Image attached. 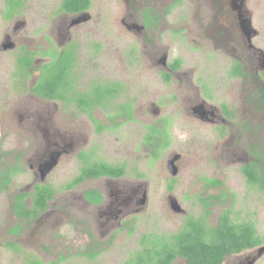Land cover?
Segmentation results:
<instances>
[{
	"label": "rangeland",
	"instance_id": "rangeland-1",
	"mask_svg": "<svg viewBox=\"0 0 264 264\" xmlns=\"http://www.w3.org/2000/svg\"><path fill=\"white\" fill-rule=\"evenodd\" d=\"M16 1L20 4L8 17L7 0H0V170L10 165L21 170L0 192V264H129L143 236L156 240L176 234L187 218L204 216L199 198L221 191L225 196L210 207L208 224L214 226L219 214L229 209L234 223L251 222L264 238V192L246 183L238 162V154L250 143H260L264 153V114L256 108L257 54L251 56L227 36L219 38L213 8L201 0H149L162 17L157 31L148 32L145 39L121 23L129 15L139 23L143 7L134 11L123 0H90L89 21L71 29L68 40L52 35L69 20L59 10L62 0ZM247 5L258 32L252 43L264 51V0H248ZM217 21L228 29L231 17L224 13ZM203 25L211 31L202 34ZM67 42L76 50L70 73L76 90L87 91L95 82H118L122 87L111 102L112 111H92L104 127L100 132L75 103L45 100L31 92L40 67L56 59ZM165 42L172 45L168 64L180 60L181 76L169 82L163 80L161 67L150 62L161 56L158 47ZM25 52L33 53L37 62L23 74L18 59ZM236 60L243 62L244 76L232 75ZM201 101L222 113L224 107L233 110L232 131L194 117L190 108ZM122 103L133 108L132 119H123V124L110 117ZM162 119V127L146 129ZM147 132L151 156L143 144ZM57 152L56 165L41 183L39 165ZM175 154L180 156L178 174L172 176L167 163ZM80 155L123 166L125 175L112 183L137 188L138 198L145 190L142 209L125 207L118 220L104 226V209L90 208L82 197L86 188L104 187V178L62 188L78 175ZM207 179L222 185L207 186ZM37 183L53 187V199L35 219L17 218L14 197L28 194L24 203L29 208ZM169 198L183 214L171 209ZM223 264H237L236 256ZM256 264H264V256Z\"/></svg>",
	"mask_w": 264,
	"mask_h": 264
},
{
	"label": "trees",
	"instance_id": "trees-1",
	"mask_svg": "<svg viewBox=\"0 0 264 264\" xmlns=\"http://www.w3.org/2000/svg\"><path fill=\"white\" fill-rule=\"evenodd\" d=\"M7 3V16L9 17L13 15L20 3L16 0H7ZM90 5V0H62L60 10L73 14L87 11ZM32 60L33 55L25 52L18 59L19 71L23 74L27 73L32 66ZM74 60L73 50L69 48L63 50L53 61L42 65L39 69V77L31 88V92L45 100L59 101L66 105L71 102L75 103L77 109L89 117L96 132H100L104 127L93 118L92 111L98 106L111 111V101L119 97L122 87L118 82H95L87 91L79 92L71 82L70 73L74 66ZM179 66L180 60L177 59L174 61L172 69L176 70ZM243 74L241 65L238 62L235 63L232 75L243 76ZM259 77L264 80V71ZM165 80L168 81L169 77L166 76ZM261 92L262 101H264V89ZM224 111L227 112L226 107H224ZM126 113L131 119L132 109L130 106H127ZM116 115L110 117L115 118ZM157 132L163 133L160 130ZM262 155L258 158H264ZM80 159L82 166L78 175L63 186V189L69 190L87 179L120 178L126 173L123 166H113L102 161L96 162L90 160L86 155H80ZM20 171L13 165L8 166L5 170H0V192H3L11 182V176ZM240 172L250 187L264 192V167L260 169L257 163H250L240 167ZM221 185V182L216 179L207 181V186ZM54 194L55 190L50 185L37 183L31 194L32 205L28 208L24 203V198L28 197V194H18L14 197L12 210L17 218L35 219L45 210L47 202ZM224 196L225 192L221 191L219 195L199 198L204 207V216L187 218L176 234L164 238L158 237L156 240L151 239L152 235L143 236L140 242L141 249L129 258V264H172L176 259L184 260L183 264H222L225 257L238 254L262 243L254 225L251 222L234 223L230 217L229 209L220 213L214 226L208 224L207 216L210 213V207L221 204ZM83 197L93 204L101 201V195L96 191L84 192ZM17 230L18 227L13 229V232ZM11 246L14 247L13 244ZM28 264L40 263L33 261Z\"/></svg>",
	"mask_w": 264,
	"mask_h": 264
},
{
	"label": "flooded vegetation",
	"instance_id": "flooded-vegetation-1",
	"mask_svg": "<svg viewBox=\"0 0 264 264\" xmlns=\"http://www.w3.org/2000/svg\"><path fill=\"white\" fill-rule=\"evenodd\" d=\"M123 1L126 3L127 6H131L134 11L137 10V7H140V6L143 7V10L141 11V15H140L141 18H140L139 23L136 22V18H134V16H132V15H129L127 21L121 20V23L126 27V29L128 31H130L131 33H133L135 35H142V36H144L145 39H146V34L148 32L154 33L157 31V28H158V25H159V22L161 20L162 15L160 13H158V11L155 10L154 7L149 6V4H148L149 0H123ZM201 2L206 3L209 7L213 8L215 10L214 16L216 18V22H217L218 26L221 27L220 29H218L219 35L221 36L219 38L221 40H226L225 36H227L228 42L231 39L232 44H234L238 48H241L244 51H249V53L252 54L251 56H254L257 54L256 66H257V68L260 69V73H258L256 76L259 78L257 80L260 82L258 84V86L260 85V89H259L260 95L258 97V101H257L258 105L256 108L259 111V113L262 112L264 114V101H262V96H261V93H262L261 91L264 89L262 87V85L264 84V80L259 77L260 74L264 71V51H262L261 49H259L258 47H256L252 43V39L258 35V32L251 25L252 15L250 12L248 13V5H247L248 0H201ZM59 10H60V7H59ZM85 13H86V11L68 14L65 11H61V14L65 15L67 18H69V20H68V22H61L62 27H55V29L52 32V35L53 36L58 35L60 38H63V39H66V36H67L68 40H70L71 29L78 27L81 24H84L87 21H89L90 17L84 16ZM224 13L229 14L231 17V21L228 25V29H226L224 26H222L217 21L219 19V15H221V14L223 15ZM247 14H248V16H247ZM84 18H85V20H84ZM211 28H212V26H211ZM201 31L203 34L204 31L210 32L211 30L206 29L205 25H203V27L201 28ZM6 39H9V38H6ZM63 41H65V40H63ZM227 45H228V43H227ZM64 46H66L64 48L65 50L72 48L73 55L75 58L74 62H75L76 61L75 45L67 42V45L65 44ZM171 46H172L171 43H167V42L163 43L161 46L158 47L160 52H162L161 56L158 57L157 59H155V57H152V60L150 61L153 66H160L161 67V70L163 72L162 73L163 80L165 82H169V80L168 81L165 80L166 76H168L169 79H171V77H175L176 79H178L181 76V72L179 71V68H177L176 70L172 69V66H173L175 60L171 64H168V62H167V57H168L169 50L171 49ZM233 48L236 51L237 48L234 46H233ZM29 53L31 55H33V60H32V66H33V64L36 63L37 61L34 60V54L31 52H29ZM152 53H153V51L150 54H152ZM237 62L241 65L243 72H245V66L243 65V62H239L238 60H236V63ZM31 67L29 68V70L31 69ZM237 77H241V76H237ZM114 100H112V101H114ZM127 106L131 107L132 115H133L132 106L129 103H122L120 105H116L118 112L113 111L114 114H112V115H115V114H117V115L115 118H111V119L112 120L120 119L121 120L120 123H122V124H123V119L129 121L130 119L128 117V114L126 113ZM96 108H100V107L98 106V107H95L94 109H96ZM190 110H191V114L194 117L198 118L200 121L214 124V125L218 126L219 128H221L222 131H227V132L232 131L229 128V120H230V117L235 113L233 110L227 109V112H225L223 110V113H222V112H219L216 108H214L212 106H208L204 101H201V102L193 105L190 108ZM107 111L110 112L109 110H107ZM111 111H112V107H111ZM165 119L169 120V118H165ZM165 119L160 120V122L155 124V125L146 126V129H148L149 127H152V128L153 127L154 128L162 127V125H163L162 122ZM118 123L119 122L114 123V126H116V124H118ZM147 139H148V132L146 133V135L143 138V144L148 149V151L150 153L149 155L151 156V155H153L152 148L147 144ZM242 151H243L242 155H240V153L238 154L239 155L238 162L240 164V167L245 166V165L250 164V163H257V166L260 169L264 167L263 166L264 165V158H260V159L258 158L262 154H263L262 156H264V153L262 152L260 143H257V142L250 143V145H246L245 149H243ZM58 155H59V152L54 153V155L49 157L48 160H45L44 163H41L39 165V167L43 166L44 164L49 163L48 161H51L52 159L57 158ZM238 155H235L234 157H237ZM174 166L177 168V174H178V167L176 165V161L174 162ZM167 168H168V163H167ZM239 171H240V168H239ZM40 178H41V176H40ZM101 178H104L106 180L104 187L95 186V187H91V188H86L83 191V195H84V192H87V191L98 192L101 195V201L97 204H93L90 201L86 200L83 197V195H82V197L84 198L85 203L90 208L94 207V209L97 211L98 210L101 211L102 209H104V211L102 212V215L104 217V222H103L104 226H108L113 220H118L119 214L122 213V209H124L125 207L133 206L135 208L137 207L136 210L142 209V206L144 205L145 199H146V191L145 190L142 191L141 198H138L137 197L138 190H135L137 188L126 190L123 187H120V186L112 183L113 181H115L116 179H119V178H112V177H101ZM40 180L42 183L44 179L41 178ZM208 180H213V179H207L206 185H207ZM53 197H54V195L52 196L51 200L53 199ZM169 201L171 203L170 198H169ZM212 206H214V205H212ZM99 214H100V212H99ZM180 214H183V213H180ZM199 217H201V216H199ZM199 217H194V218H199ZM218 217H217V219H218ZM119 218H120L119 219L120 221L123 220L122 216H120ZM105 229H108V228H105ZM256 232H257V230H256ZM259 237L262 240V243H260L259 245H256L250 249L244 250L238 254L230 255L232 257L236 256L237 264H256L257 261H259L264 256V251L261 255H259V250L262 247H264V238H262L261 236H259ZM242 255H244L243 258H241ZM230 256H227V257H230ZM227 257H225L222 264L224 263V261L226 260ZM182 261H183V263L185 262L184 260H182Z\"/></svg>",
	"mask_w": 264,
	"mask_h": 264
},
{
	"label": "water",
	"instance_id": "water-1",
	"mask_svg": "<svg viewBox=\"0 0 264 264\" xmlns=\"http://www.w3.org/2000/svg\"><path fill=\"white\" fill-rule=\"evenodd\" d=\"M84 16H87V14L85 13ZM84 20H85V18H84ZM11 46H12V44H8V45L5 44L3 48H6V47L9 48ZM179 158H180V156L178 154H175L168 161V169H169L172 176H175L177 174V168L174 166V162L177 161ZM55 161H56V159L54 158L51 161H48L49 163L44 164L43 166H40L38 168V171L41 172V178H44V176L46 174H48V172L56 165ZM170 207L175 213H178V214L183 213V210L180 208V206L178 205V203L175 200H171ZM263 251H264V247H262L259 250V255H261L263 253Z\"/></svg>",
	"mask_w": 264,
	"mask_h": 264
}]
</instances>
